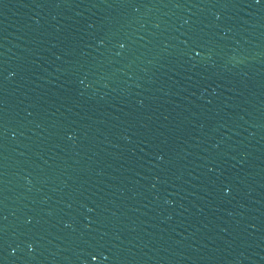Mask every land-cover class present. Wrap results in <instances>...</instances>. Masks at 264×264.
Segmentation results:
<instances>
[{
  "label": "water",
  "instance_id": "95a60500",
  "mask_svg": "<svg viewBox=\"0 0 264 264\" xmlns=\"http://www.w3.org/2000/svg\"><path fill=\"white\" fill-rule=\"evenodd\" d=\"M0 264H264V0H0Z\"/></svg>",
  "mask_w": 264,
  "mask_h": 264
}]
</instances>
